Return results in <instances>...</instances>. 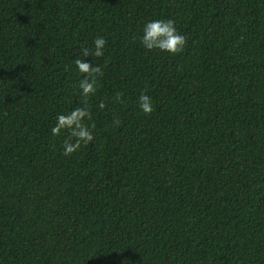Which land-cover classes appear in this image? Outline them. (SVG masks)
I'll use <instances>...</instances> for the list:
<instances>
[{
  "label": "trees",
  "instance_id": "trees-1",
  "mask_svg": "<svg viewBox=\"0 0 264 264\" xmlns=\"http://www.w3.org/2000/svg\"><path fill=\"white\" fill-rule=\"evenodd\" d=\"M156 18L181 52L141 46ZM98 35L94 139L64 155ZM0 264H264V0H0Z\"/></svg>",
  "mask_w": 264,
  "mask_h": 264
},
{
  "label": "clouds",
  "instance_id": "clouds-1",
  "mask_svg": "<svg viewBox=\"0 0 264 264\" xmlns=\"http://www.w3.org/2000/svg\"><path fill=\"white\" fill-rule=\"evenodd\" d=\"M138 39L145 50L156 49L169 54L181 52L186 43V36L178 30L176 22L171 18L145 20ZM106 44L107 41L104 36H95L92 38V48L89 49L86 45H82V54L74 60L77 71L83 74L78 85L79 94L85 99L80 106L67 112L57 113L55 123L50 129L53 136H59L62 131L68 133V138L62 145L64 155L72 154L82 144L87 145L94 139L93 126L90 123H85V121H91V111L87 99L96 95L99 87L97 77L102 76L103 73L100 65L89 57H102ZM120 95L117 93L116 99H120ZM136 103L142 113L150 114L153 111V99L148 94L147 89L140 91ZM98 107H104L103 101L99 103Z\"/></svg>",
  "mask_w": 264,
  "mask_h": 264
}]
</instances>
